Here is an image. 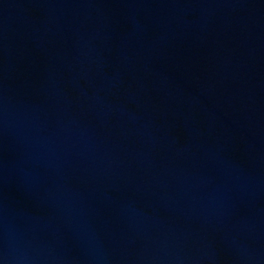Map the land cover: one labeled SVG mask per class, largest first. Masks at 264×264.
<instances>
[{"label": "water", "instance_id": "water-1", "mask_svg": "<svg viewBox=\"0 0 264 264\" xmlns=\"http://www.w3.org/2000/svg\"><path fill=\"white\" fill-rule=\"evenodd\" d=\"M0 264H264V0H0Z\"/></svg>", "mask_w": 264, "mask_h": 264}]
</instances>
